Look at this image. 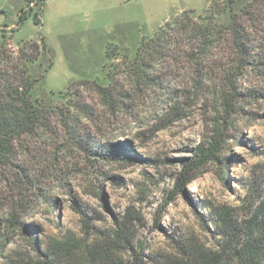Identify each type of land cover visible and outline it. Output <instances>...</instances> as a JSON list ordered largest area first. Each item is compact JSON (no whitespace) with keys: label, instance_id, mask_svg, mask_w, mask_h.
I'll return each instance as SVG.
<instances>
[{"label":"rangeland","instance_id":"rangeland-1","mask_svg":"<svg viewBox=\"0 0 264 264\" xmlns=\"http://www.w3.org/2000/svg\"><path fill=\"white\" fill-rule=\"evenodd\" d=\"M234 1L233 14L243 6L249 12L242 25L252 36L264 37V0ZM207 4L0 0V70L12 74V68L17 73L26 69L36 79L33 97L49 105L57 104L58 93L73 82L106 85L107 72L117 77L113 108L101 103L92 88L80 89L98 118L87 129L93 136L83 139L119 145L132 158L125 163L95 159L69 138L52 139L50 133L29 142V156L17 158L31 180L25 197L29 209L22 219L26 228L0 230V264L9 258L37 264L36 249L44 250L50 240L66 235L89 245L122 221L130 243L116 242V264H135L136 258L137 264H236L234 249L245 242L247 222L264 205V98H244L237 105L220 163H210L203 175L176 192L181 159L190 156L220 111L213 85L209 77L197 78L189 62L172 69L170 76L160 73L162 79L150 89L130 76L129 61L143 38L182 13L195 21ZM108 47L116 54L110 59L105 57ZM238 87L264 92V74L249 70ZM5 175L0 170L1 202L15 194ZM74 207L86 213L88 229ZM4 213L3 207L0 215Z\"/></svg>","mask_w":264,"mask_h":264},{"label":"trees","instance_id":"trees-1","mask_svg":"<svg viewBox=\"0 0 264 264\" xmlns=\"http://www.w3.org/2000/svg\"><path fill=\"white\" fill-rule=\"evenodd\" d=\"M234 4V0H208L204 13L195 21L184 13L168 19L152 37L141 40L129 61L132 80L147 89L162 79L160 73L167 72L170 76L172 69H182L184 62H189L197 78L209 77L214 88V99L221 106L218 116L210 123V130L203 135L190 156L181 159L176 192H182L186 185L203 175L210 163H220L223 144L225 138L229 139V126L231 118L237 113V105L244 98H264V92L238 87L247 71L264 74V37L252 36L247 31L241 20L249 12L243 6L240 14H233ZM190 12L193 13L192 10ZM226 16L227 21L221 22L220 19ZM33 21L39 24L36 16ZM41 39L45 49L44 39ZM2 53L0 51V55ZM115 55L114 50L106 49V59ZM123 59L127 61L128 58L123 56ZM26 60L32 64L36 62L34 58ZM6 71L8 69L0 70V170L6 172V180L12 183L11 190L15 194L6 202L0 201V210L5 209V213L0 215V230L13 233L26 228L22 219L29 209L25 197L26 186L31 185V180L17 158L19 155L25 158L29 156V142L41 138L42 134L46 137L51 135L52 139L62 135L95 159L125 163L131 162L132 158L119 145H95L83 139V136H93L87 129L91 130L98 118L80 89L86 91L92 88L101 103L113 108L119 89L117 77L107 72L106 85L99 84L98 80L73 82L64 92L58 93L57 104L49 105L33 97V82L36 79L26 69L17 73L16 68H12V74ZM226 167L227 164L223 163L222 168L225 170ZM73 209L88 229L84 210L79 207ZM246 230L242 234L248 235L247 239L239 242L234 249V260L236 264H259L264 256V205L247 222ZM128 231L126 222L122 221L103 238L89 245L66 235L50 240L44 250L36 249L37 264H116L114 245L116 242L130 243ZM2 238L0 235V240ZM4 239V244H7L9 240L6 236ZM137 263H140V259L136 258ZM6 264L21 262L9 258ZM206 264L217 262L209 260Z\"/></svg>","mask_w":264,"mask_h":264}]
</instances>
